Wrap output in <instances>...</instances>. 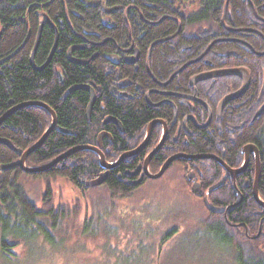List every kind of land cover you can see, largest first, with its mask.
<instances>
[{
  "label": "trees",
  "instance_id": "trees-1",
  "mask_svg": "<svg viewBox=\"0 0 264 264\" xmlns=\"http://www.w3.org/2000/svg\"><path fill=\"white\" fill-rule=\"evenodd\" d=\"M251 19L264 20V0H0V118L12 108L27 103L44 104L54 112L56 126L43 144L27 157L25 165L29 168L46 165L77 147L96 146L100 132L108 128L116 139L112 142L104 139L102 152L105 160L113 163L139 144L146 125L158 118H173L172 104L175 103L179 113L169 122L174 133L176 125L182 124L188 107L183 101L178 103L181 99L176 97L161 102L158 93L174 86L186 92L184 90L190 87L189 78L197 70L191 65L178 70L191 59L186 55L201 47H205V51L226 28L248 27ZM40 25L41 37L34 57L36 67L46 62L55 31L58 38L50 62L37 71L31 67L29 59ZM211 33L213 37H209ZM131 40L139 49V60L131 65L120 64L118 72L104 70L111 64L106 56L120 54L116 46L126 48ZM258 43L262 44L261 39ZM189 44L191 50L186 49ZM237 46L216 43L210 51L239 50ZM71 49V58L79 63L69 61ZM148 53L149 69L146 70L144 58ZM217 58L214 63L220 67L229 64L221 65V57ZM229 59L240 61L232 56ZM124 79L130 83L129 98L116 93L121 90L119 81ZM168 81L165 88L163 85ZM79 86L90 87L95 92L89 120L86 110L90 94L85 89L72 90ZM97 87H101L100 92L96 91ZM146 94L149 102L145 100ZM257 95L256 87L252 86L250 97L247 96L249 103L255 101ZM246 107L239 110L240 105L230 106L227 114L211 121L205 129L191 125L194 134L180 138L177 149L180 155L175 156L181 158L175 161L182 166L184 174L192 171L202 183V190L196 196L206 212L202 230L221 246L229 247L236 264H264V214H259L264 208L252 197L253 171L244 175L248 183L239 187L243 200L237 204L233 186L220 181L223 170L215 159H189L191 154H211L226 160L229 167H237L244 146H259L263 166L258 194L264 201V123L251 122L257 107L246 115V123L243 122V112L249 109ZM107 118L118 121L125 134H120L113 124H105ZM206 118L204 116L201 122ZM51 121L43 108L27 106L15 110L0 124V140L15 149L0 143V166L15 165L0 170V254L7 259L15 257L12 252L18 245L15 242L30 244L42 238L55 245L53 234L70 213L65 206L53 205L50 181L64 179L83 194L96 189L86 188L85 184L104 172L95 153L76 151L48 171L24 173L18 165L21 154L43 136ZM158 136L159 131L156 138ZM165 151L153 156L150 172L157 173L162 164L173 157ZM144 155L126 158L108 170L107 179L100 187H105L112 199L130 197L145 183L142 180L135 185L138 175H130L137 170ZM186 160L195 164L190 165L194 168H183L188 163ZM23 178L47 181L41 208L27 194L21 183ZM224 215L231 223L240 225L231 228Z\"/></svg>",
  "mask_w": 264,
  "mask_h": 264
},
{
  "label": "rangeland",
  "instance_id": "rangeland-1",
  "mask_svg": "<svg viewBox=\"0 0 264 264\" xmlns=\"http://www.w3.org/2000/svg\"><path fill=\"white\" fill-rule=\"evenodd\" d=\"M21 183L41 208L47 181ZM49 184L53 205L70 213L53 234L55 245L15 242V257L0 254V264H236L232 250L202 230V201L177 166L127 198L112 199L105 187L80 194L61 178Z\"/></svg>",
  "mask_w": 264,
  "mask_h": 264
},
{
  "label": "flooded vegetation",
  "instance_id": "flooded-vegetation-1",
  "mask_svg": "<svg viewBox=\"0 0 264 264\" xmlns=\"http://www.w3.org/2000/svg\"><path fill=\"white\" fill-rule=\"evenodd\" d=\"M260 21L261 22L251 19L248 27H244L241 29H233L230 27L226 28L225 33L222 34L221 37L214 40L215 42L213 41V39H210V41H213L214 43L213 42L210 43L205 51H203L205 47H201L200 49L201 51L199 50L195 53L186 55L187 58H191V59L185 62L182 68L178 70L181 71V69L183 70L190 65L197 69L193 71L194 72L193 75L189 78L190 87L184 90L186 92H182V90L179 91V88L176 86H174L173 88H168L167 86L169 85L168 84L170 81L169 80L163 85L165 88H168V89H165L164 91H161L158 94L161 95V102H165L170 97L180 98L181 100H179L178 103H182L181 101H183V104L188 107V111L185 112L182 124L178 123L176 125V130L174 131V133L169 128V125H170L169 122H171V120H174V118H176L179 113V110L175 103L172 104L173 118L162 117V118H158L152 121V122H157V124L152 129L150 139L147 145L139 153V154H142V153L145 154L144 159L160 142H161V148L159 151L165 149L166 150L165 153L167 154L171 153L172 156L180 155L179 152H177L178 142L180 138H186L185 134H188V135L194 134V131H192L191 129V125L194 126L195 129H200V128L205 129L211 124V121H214V119H218L224 114H227V110L230 109V106H233V105H237V106L240 105L239 110H243L246 106L249 108L248 110L243 112L245 114V118H242V120L244 119L243 122L245 123H246V120L248 119L246 118V115H250L249 113L250 112L252 113L254 108L257 107V109L255 110V112L253 113L251 117V122L258 120L257 122L259 124L264 123V111L261 112V109L264 106V65L262 66V63H261V62L264 63V34H263L264 20H260ZM209 37H213V34L211 33ZM194 38H199V37L195 36ZM176 39L179 40L178 38ZM259 39H261L262 44L258 43ZM216 43L236 44V46L238 45L237 47L239 48V50H235L234 48H232L231 51H226L223 53H217L214 51H210L211 47ZM125 47L126 48H120L119 46H116L120 54L116 53V55L106 56V58L111 61V64H107L104 67V70H107L108 73L118 72V70H121V68L119 67L120 64L131 65V64H135L139 60L140 58L139 49L138 47L134 46V43H132V40H131V43ZM186 49L191 50L192 46L189 44L186 47ZM248 52H250L253 57L249 55ZM230 56H232L235 59H239L240 61H236V60L234 61V59L227 60ZM149 57L150 55L148 53L146 54L144 58V65H145L146 70L149 69ZM217 57H221V62H222L221 65L227 64V63L229 64L225 67H222V66L220 67L219 64L214 63V61L216 60L215 58ZM231 63H234V64H231ZM240 70L244 71L246 75L248 76V86L246 90L243 92V94L242 93L239 94V93H240V90L242 89L244 79L239 75L230 74L231 72L240 71ZM126 81H127L126 79L119 81V84H120L119 87L121 88V90H117L116 93H118L120 97L129 98L131 94L129 91L130 83ZM236 85L238 87H236ZM252 86L256 87L258 91V95L256 96V100L253 101L252 103L250 102L251 103L250 104L248 101L249 98H247V96L250 94V88ZM100 90H101V87L96 88L97 92H100ZM94 95H95V92H94ZM226 99H229V101L225 102L223 107L219 110L218 109L219 105ZM145 100L149 102L148 94H146ZM249 104L251 107L248 106ZM204 116L207 117L206 121L201 122L204 119ZM116 122L120 125V128L117 126V124H114L112 122H109L107 124L115 125L117 131L120 134H125V131L122 125L118 121ZM148 125H146L143 128L144 136L141 139V141H139V144L134 149L127 151V152H131L137 149L139 145H141V143L145 139L146 130H147ZM157 131H159V136L156 138ZM100 133L102 134L101 141H100L101 151H103L104 149L103 140L107 139L110 142H112L116 138L114 137L113 133L111 132L109 128L108 130H102ZM245 147L249 148V150L246 151L248 152L247 155L244 151ZM241 154H242L241 162L239 166L237 167H229L227 165L226 160L223 161L221 158H218V156L216 155L215 156L211 154L207 155V156H211V157L218 159L225 166L224 168L220 164H218L223 170V174L221 176L220 181L223 182V184L233 186L234 191L237 193L236 195L237 204H240L241 201L243 200V194L239 192V187H242L243 185L245 186L248 183V179L244 176L245 173L247 171H253V174H252L253 184L255 183L256 176H258L257 185L259 188V181L261 178L262 166H263L262 150L259 146L255 144H247V146H244L243 149L241 150ZM188 155L189 154H187L186 156ZM190 156L196 157V156H206V155L191 154ZM144 159L141 163H139L140 165L138 164V166L143 165ZM179 161H182V160H179ZM115 162L116 161H113V163ZM176 162L178 161H174L169 166L167 171L171 169L172 167L177 166L183 172L182 166L177 164ZM187 162L188 163H185L183 168H186L189 170H190V167L194 168L192 166H194L195 164L189 163L190 161H187ZM191 164L192 166H190ZM148 171L151 175L155 174V173L150 172L149 167H148ZM167 171H165V173ZM142 172L143 170L140 171V173L138 174V177L135 180L140 178ZM191 172H189L192 178L190 181L185 180L188 174L183 173L184 182L186 186L189 187L191 186L192 181H196L199 184L200 189H201L202 188L201 181L196 177V175L193 172L192 173ZM145 178L146 177H143L142 179L143 183L150 181L147 178L145 180ZM202 195L203 194L201 192V196ZM252 197L254 199L253 190H252ZM259 214L262 215L264 214V212L259 211ZM224 218H225V222L227 223V225L230 226L231 228L240 225V224L237 225V224L231 223L226 215H224Z\"/></svg>",
  "mask_w": 264,
  "mask_h": 264
},
{
  "label": "water",
  "instance_id": "water-1",
  "mask_svg": "<svg viewBox=\"0 0 264 264\" xmlns=\"http://www.w3.org/2000/svg\"><path fill=\"white\" fill-rule=\"evenodd\" d=\"M41 30H42V25H40V27L38 29V32H37V35H36V40H35V43H34V47L32 49V52H31V55H30V59H29L31 67L33 69L37 70V71H41L42 69H44L48 65V63L50 62V60H51V58H52V56H53V54H54V52H55V50L57 48V38H58L57 33L55 31L54 44H53V46H52V48L50 50V53H49V56H48L46 62L41 67H36L35 64H34V57H35V54H36V51H37V48H38V45H39V42H40ZM72 51L73 50L71 49V50H69V53H68L69 61L72 62V63H79V62H77V61H75V60H73L71 58V52ZM230 74L239 75V76H241L244 79V83H243L242 89L240 90V93H239V94H241V93L243 94V92L246 90V88L248 86V76L242 70H240V71H234V72H231ZM75 89H85L90 94V101L88 103L87 110H86V116H87V119L89 120L90 119L91 112H92V108H93V105H94V102H95L94 92H93V90L90 87H84V86H79V87L73 88L72 90H75ZM227 101H229V99L224 100L219 105V108L218 109L220 110L223 107L224 103L227 102ZM27 106H38V107L43 108L44 110H46L48 112V114L50 115L52 121H51V124L48 127V129L43 134V136L34 145H32L31 147H29L27 150H25L21 154V157H20V160H19V163H18L20 169L24 173H28V174H33V173L35 174V173L45 172V171H48L58 161L65 159L70 154H72V153H74L76 151H90V152L95 153L98 156L100 167L104 170V172L96 180L87 182L85 184L86 188H97V187L102 186L104 184V182L106 181V179H107L108 170H110L114 166H116L119 163H121L124 159L138 155L145 148V146L147 145V143H148V141L150 139V135H151L152 129L157 124V122H151L148 125V127H147L146 136H145L144 141L141 143V145H139V147L137 149H135V150H133L131 152H127V153L122 154L116 160L115 163H108L105 160V157H104V155H103V153L101 151V144H100L101 137H102V134H101V135L98 136L97 146L77 147V148H74L72 150L67 151L66 153H64L63 155L59 156L58 158H56L55 160L51 161L50 163H48L46 165L38 166V167H35V168H29V167H27L25 165V162H26L27 157L29 155H31L35 150H37L43 144V142L45 141V139L47 138V136L53 131V129L56 126V117H55L54 112L48 106H46L44 104H41V103H27V104H22V105L16 106V107L12 108L11 110H9L7 113H5L0 118V124L12 112H14L15 110L20 109V108H23V107H27ZM262 111H264V106L261 109V112ZM108 122H112L114 124H117V126L120 128V125L114 119L107 118L104 121L105 124L108 123ZM0 143L8 146L10 149H12V150L15 151V149L7 141L0 140ZM160 148H161V142L146 156V158L144 159L143 165L142 166H138L137 170L135 172H133L132 174H130L131 176H136V175H138L140 173L141 170H143L140 178L136 182H134L135 185H139L141 183L143 177H146L149 180H157V179H159L160 177H162V175L165 173V171H167V169L169 168V166L175 160H178L179 158H181L179 156H173V157L167 159L165 161V163L161 166V168L159 169V171L157 173L151 175L149 173V171H148L149 163H150L151 159L153 158V156L156 153L159 152ZM248 150H249V148L248 147H245L244 151H245L246 155L248 153L246 151H248ZM207 158H213V159H215L222 167L225 168V166L223 165V163H221L218 159H216L214 157H211V156H196V157H191L189 159H207ZM14 166L15 165H12V166H0V170H2V171L3 170H8V169L13 168ZM191 179H192L191 178V174L188 173V175L186 176V180L187 181H190ZM257 182H258V176H256L255 183L253 185V195H254V199H255V201L260 206H262L264 208V202L261 201V199L259 198ZM190 192H191V194H193L195 196H198L199 195L200 186H199V184L196 181H192L191 188H190Z\"/></svg>",
  "mask_w": 264,
  "mask_h": 264
},
{
  "label": "bare ground",
  "instance_id": "bare-ground-1",
  "mask_svg": "<svg viewBox=\"0 0 264 264\" xmlns=\"http://www.w3.org/2000/svg\"><path fill=\"white\" fill-rule=\"evenodd\" d=\"M147 131V130H146Z\"/></svg>",
  "mask_w": 264,
  "mask_h": 264
}]
</instances>
